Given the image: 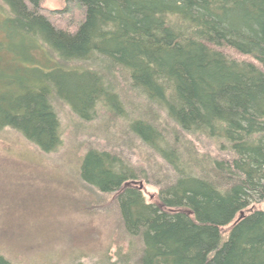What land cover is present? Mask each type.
<instances>
[{"label":"trees","instance_id":"1","mask_svg":"<svg viewBox=\"0 0 264 264\" xmlns=\"http://www.w3.org/2000/svg\"><path fill=\"white\" fill-rule=\"evenodd\" d=\"M41 1L0 0V132L47 154L61 145L54 101L106 133L120 121L78 166L140 243L108 264H264V0ZM117 76L174 127L130 118ZM133 140L168 178L128 163ZM138 179L157 183L153 201Z\"/></svg>","mask_w":264,"mask_h":264},{"label":"rangeland","instance_id":"2","mask_svg":"<svg viewBox=\"0 0 264 264\" xmlns=\"http://www.w3.org/2000/svg\"><path fill=\"white\" fill-rule=\"evenodd\" d=\"M64 4L63 0L41 1L47 10L62 9ZM232 57L249 60L235 53ZM123 84L117 76L115 85L130 118L149 119L157 127L164 120L167 128L174 127L156 108L145 110V99ZM53 106L61 130V145L55 152H39L12 130L0 132V255L14 264H108L117 261V256L121 259L128 249L135 254L140 243L120 230L114 209H108L110 196H101L78 179L79 162L87 147H104L103 135L118 132L120 121L111 120L106 133L100 118L80 122L64 103L54 101ZM133 143L121 146L132 167L147 166L150 177L170 176L156 154ZM134 185L147 200L157 196L158 185L153 180L138 179ZM254 208L264 210V198Z\"/></svg>","mask_w":264,"mask_h":264}]
</instances>
